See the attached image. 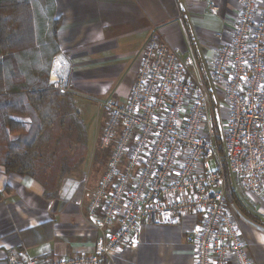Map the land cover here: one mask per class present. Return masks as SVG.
I'll return each mask as SVG.
<instances>
[{
    "label": "built area",
    "instance_id": "2783aa9c",
    "mask_svg": "<svg viewBox=\"0 0 264 264\" xmlns=\"http://www.w3.org/2000/svg\"><path fill=\"white\" fill-rule=\"evenodd\" d=\"M235 1L230 38L208 78L197 80L194 59L152 33L126 102L98 103L107 117L99 146L111 155L88 209L98 231L92 252L7 264H104L138 246L145 226L185 217L199 220L186 235L195 264H257L228 191L236 193V180L264 203V0ZM52 75L70 93L64 60L53 62Z\"/></svg>",
    "mask_w": 264,
    "mask_h": 264
},
{
    "label": "crops",
    "instance_id": "0c3cea01",
    "mask_svg": "<svg viewBox=\"0 0 264 264\" xmlns=\"http://www.w3.org/2000/svg\"><path fill=\"white\" fill-rule=\"evenodd\" d=\"M53 1L55 19L60 20V54L54 61L64 60L69 69V92L80 118L78 97L126 102L152 33L184 57H192L194 74L209 77L202 71L209 72L218 49L229 40L230 23L239 11L235 0ZM211 5L218 6L217 14L211 12ZM54 82L51 74L50 83ZM106 120L103 114L95 145ZM24 139L15 137L12 149L24 152ZM100 179L89 183L85 174L79 179L68 176L50 196L33 178L7 174L0 166V264L15 257L27 262L90 254L98 231L88 209ZM241 191L252 204L243 208L259 223L244 213L236 215L250 254L257 264H264V203ZM198 222L197 217H185L172 225L145 226L138 246L119 249L104 264H195V251L187 245L186 235Z\"/></svg>",
    "mask_w": 264,
    "mask_h": 264
},
{
    "label": "trees",
    "instance_id": "16d2710c",
    "mask_svg": "<svg viewBox=\"0 0 264 264\" xmlns=\"http://www.w3.org/2000/svg\"><path fill=\"white\" fill-rule=\"evenodd\" d=\"M54 12L53 0H0V166L7 174L33 178L50 196H55L58 184L56 166L61 173L71 168V137L63 136L74 124L75 110L74 95L50 83L54 59L60 54V20ZM55 133L59 137L53 140ZM15 137H25L24 152L12 149ZM41 149L48 150L50 164L46 165L47 155ZM228 200L259 223L231 189Z\"/></svg>",
    "mask_w": 264,
    "mask_h": 264
},
{
    "label": "rangeland",
    "instance_id": "374dc122",
    "mask_svg": "<svg viewBox=\"0 0 264 264\" xmlns=\"http://www.w3.org/2000/svg\"><path fill=\"white\" fill-rule=\"evenodd\" d=\"M11 1V0H10ZM203 64V63H202ZM1 67V65H0ZM53 68V67H52ZM204 68V66H203ZM1 71V70H0ZM208 70L205 69L202 71V74L207 76ZM197 80H201L200 74H195ZM208 78V77H206ZM2 81L0 78V85ZM74 97V96H73ZM76 101L79 105V110L81 112V118L77 113V110L75 108L72 118H73V126H70L63 136L64 140L69 139L71 137V168L68 173H61L60 167L56 166L55 174L57 176V182L59 183L62 179L73 176L76 178H80L85 174V176L88 177V181L90 179L91 183L93 179L98 180L100 178V173L102 170L106 167L110 151L109 150H101V156L98 155L100 153L98 151L99 143L97 140V143L95 145L96 139H95V133L96 130H98L101 116H103V111L99 108L98 103H103V101H93L92 97L87 98H76ZM105 102V101H104ZM215 102L218 103L217 108L222 110L224 108V105L222 107L221 99L219 97H215ZM74 103V98H73ZM75 107V104H74ZM219 121H221V117L219 118ZM104 125V123H103ZM103 126L101 124V129ZM100 135V131L98 133ZM53 140H56L59 137V133H55L53 136ZM99 137V136H98ZM57 144H53V150H58L59 147H56ZM62 148L64 149L65 146L62 144ZM44 153L47 155V158L44 160L46 165L51 163V159L49 158L48 150L41 149V154ZM233 187L236 190V195L238 197L239 204L242 206L244 205L247 209L252 208V204L247 200V198L244 196L243 192L241 191L240 187L237 185L236 180H233ZM231 207L234 209L235 212H243L241 211L240 207L237 205V203H234L231 205ZM240 214V213H239Z\"/></svg>",
    "mask_w": 264,
    "mask_h": 264
}]
</instances>
